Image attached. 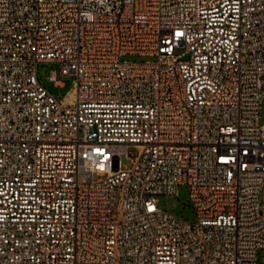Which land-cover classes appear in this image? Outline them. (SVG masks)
Here are the masks:
<instances>
[{"label":"built area","instance_id":"obj_1","mask_svg":"<svg viewBox=\"0 0 264 264\" xmlns=\"http://www.w3.org/2000/svg\"><path fill=\"white\" fill-rule=\"evenodd\" d=\"M263 77L264 0H0V264H264Z\"/></svg>","mask_w":264,"mask_h":264},{"label":"rangeland","instance_id":"obj_2","mask_svg":"<svg viewBox=\"0 0 264 264\" xmlns=\"http://www.w3.org/2000/svg\"><path fill=\"white\" fill-rule=\"evenodd\" d=\"M183 48L176 49V52L182 51ZM125 58L129 59H137V56L132 55H125ZM57 66L55 63L44 62L39 63L36 68V78L37 80L52 94L61 97L65 92H67L72 86V77L71 76H62V84L57 86L53 85L51 80L47 79V75L49 74L50 69H56ZM261 88L264 89V77L263 82L261 84ZM259 118L260 122L264 123V95L260 99V106H259ZM138 150L135 146L129 145L127 147V153L130 156H135ZM122 162L126 165H129L128 162L122 157ZM157 204L160 208L170 211L173 214L187 220L193 221L194 220V213L192 207L189 203L188 196H187V189L184 184L178 185L175 194H157ZM260 200L264 202V180L260 187ZM261 253L264 254V251Z\"/></svg>","mask_w":264,"mask_h":264}]
</instances>
